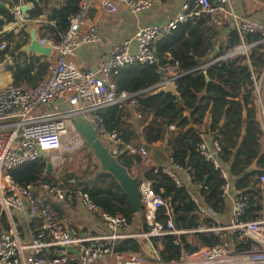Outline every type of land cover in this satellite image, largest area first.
Segmentation results:
<instances>
[{"label":"built area","instance_id":"obj_1","mask_svg":"<svg viewBox=\"0 0 264 264\" xmlns=\"http://www.w3.org/2000/svg\"><path fill=\"white\" fill-rule=\"evenodd\" d=\"M11 2V11L15 16L14 29L19 26L23 31L28 22L36 21L30 20L23 12L21 0ZM155 4L156 0H82L79 12L72 17L69 29L60 34L59 40L40 38L41 43L51 49V63L43 78L32 86H18L14 70L7 63H0L1 209L10 219L13 212L23 215L31 212L42 215L45 221L51 223L59 219L51 201L79 204L88 211L100 214L108 228L106 235L81 236L57 227L51 229V241L24 244L16 228L11 226L9 230H0V264H264V209L260 218L244 220L250 198L243 190L237 189L232 173L224 169L221 156L226 148L219 140L204 138L200 153L221 171L226 182L222 190L226 207L231 212L229 224L222 223L226 219L224 214L207 208L190 189L187 194L184 193V185L174 171L153 168L155 174L167 181V186L159 191L146 172L138 174L143 213L149 230L139 233L137 237L147 243L158 240L163 247L166 239H172L181 247L182 256L169 263L161 260L160 252L152 261L142 254L117 252L115 245L127 238L124 231L129 219L101 211L87 190L65 186L63 181L58 184L46 181V178H54L58 170L68 166L66 153L86 147L73 122L76 117L90 120L99 138L114 155L134 158L144 153L143 147L127 143L119 133L110 132L99 112L108 106L126 108L128 103L131 106L137 103L138 94L119 93L113 80L123 69L155 65L162 73L163 81L154 89L179 78L176 67L170 63L162 64L155 54L153 44L159 38L171 34L179 26H189L202 16L209 15L220 27L231 24L242 40L223 59L238 56L249 58L257 46L264 50V24L253 19L241 20L231 0H195L184 3L172 19L143 27L133 38L105 50L97 57L92 69L81 70L73 62L72 58L80 48L101 42L98 12L139 15ZM249 33L258 35L260 39L248 43L246 35ZM14 36L13 32H8L0 43V52L16 48L12 40ZM13 44L15 46L12 47ZM250 71L254 81L257 116L264 125V67L257 72L250 65ZM66 102L70 103V109L66 112H38L43 105L56 107ZM138 118H141V114ZM37 158L47 159V167L42 178L33 185H21L8 172L10 168ZM49 164L52 169H49ZM174 167L182 169L176 164ZM193 180L194 173H188V183ZM257 182L264 196V171L257 177ZM160 216L165 218L161 219ZM210 234L219 238L216 245L202 243V238ZM71 246L81 255L70 253L68 247Z\"/></svg>","mask_w":264,"mask_h":264},{"label":"trees","instance_id":"obj_2","mask_svg":"<svg viewBox=\"0 0 264 264\" xmlns=\"http://www.w3.org/2000/svg\"><path fill=\"white\" fill-rule=\"evenodd\" d=\"M81 1L65 0L61 8L53 10L51 19L54 25L49 30L52 40H59V35L69 29L72 17L79 12ZM50 2L51 0L36 2V7L28 13L30 20L38 18V8L43 4L48 6ZM0 15L5 18V21L0 19V31L5 22L15 21L14 14L6 7H0ZM225 34L227 37L218 48V41ZM46 35L47 33L44 36ZM5 38V35L0 37V43ZM259 39L258 35L252 33L246 35L248 43ZM29 41L30 34L26 29L16 48L0 52V61H4L7 56L16 60L14 74L18 86L22 87L32 86L38 71L43 67V64L38 65L39 58L28 56L22 51ZM241 43L240 35L231 24L220 27L209 15L202 16L189 26H179L171 34L156 40L153 48L162 64L170 63L176 67L179 78L175 80V84L181 102L178 103L171 93H156L157 89L154 87L163 81V75L155 65L144 64L121 70L114 78L119 93L126 91L138 94L137 103L127 105L129 113L126 108L115 105L99 112L110 132L119 133L127 143L146 149L148 147L147 150L156 155L162 166L176 164L183 171L194 173L193 182L188 184L183 172L178 170V176L184 183L182 191L187 194L190 189L207 208L219 214H226L228 210L222 190L226 182L221 171L201 155L200 146L204 138L219 140L227 148L238 137L245 119L248 122L247 134L240 150L247 153L260 151L264 154V131L257 118L254 81L250 71V65L255 71H262L264 50L257 46L249 58L238 56L223 59ZM21 57L25 59L23 67L20 66ZM135 114H141V119ZM208 115L210 119L204 123ZM158 142H162L163 146L156 147ZM119 160L132 173V159L119 156ZM46 167L47 159L37 158L10 168L8 172L18 183L29 186L42 178ZM99 169L98 160H92L91 157L87 169L81 173L64 175L61 179L65 186L75 185L76 189L81 187L87 190L101 211L125 216L129 219V224L133 223L137 215L132 211L129 198L111 174L98 173ZM146 174L155 182L156 190L167 186V181L153 170ZM73 180L76 184L72 183ZM46 181L59 183L57 178H46ZM257 183L252 175H241L237 179V189L243 190L250 198L244 220H256L263 214L264 196ZM146 222L143 224V232L149 230ZM11 225L9 215L0 207V230H9ZM218 242L219 238L214 234L202 238V243L206 245H216ZM115 250L145 255L148 246L142 238L129 237L119 241ZM160 256L169 263L179 260L182 251L172 239H166Z\"/></svg>","mask_w":264,"mask_h":264},{"label":"crops","instance_id":"obj_3","mask_svg":"<svg viewBox=\"0 0 264 264\" xmlns=\"http://www.w3.org/2000/svg\"><path fill=\"white\" fill-rule=\"evenodd\" d=\"M39 1L40 0H21L22 5L24 7H28V11L26 12L27 16L28 13L36 7L35 5L36 2ZM192 1L193 0H156V4L153 8L139 15H131L127 12H119L115 14H107L101 11L98 12V16H99L98 32L101 35L102 40L97 44H87L82 48H80L76 52V55L72 58L73 62L81 70L92 69L95 65V61L97 57L101 55L105 50H108L109 48L113 47L114 45L124 40L133 38L138 32V30L143 27L160 24L172 19L177 15L180 7L184 3L186 2L191 3ZM11 3H12L11 0H0V7H6L11 10L10 7ZM64 3L65 0H51L48 6L43 4L40 8H38L40 12V16L35 19L37 22L36 21L28 22L26 24V27L24 28V30L26 29L28 30L30 34V38H31V32L35 31L39 38H47L51 40L53 39L52 38L53 36L50 32L51 27L54 25V22L51 19L52 17L51 13L53 12V10L61 8L64 5ZM231 4L241 20L253 19L264 24V0H231ZM0 19L5 21V18L2 15H0ZM13 23L15 22L12 23L5 22L3 24L2 31H0V37H3V35L7 37L8 32H13L15 36L12 37V40H14L15 44L17 45V43L20 42V39L22 37V32L24 30L22 31L23 28H20L19 26H16L14 29ZM46 33L47 35L44 36ZM222 37L223 39H225L227 37V34L223 35ZM13 46L15 45L13 44L12 47ZM26 55L28 54L26 53ZM30 55L35 56L34 54H30ZM37 58H39L38 65L43 64V67L38 71L35 83H38L43 78L48 65L51 63V60L49 58H44V57H37ZM8 59H10V62ZM5 60H7L8 63L7 62L6 63L10 65L9 67L15 71L17 68L16 60H14L10 56H7ZM24 65H25V59L21 57L20 66L23 67ZM114 78L115 76L113 77V80L115 81ZM58 107L59 106L42 107L41 108L42 111L39 113L59 111ZM127 107L126 109L128 110L129 113V108ZM135 115L138 117L139 114H135ZM257 118L260 121L261 125L264 126L260 118L258 116ZM209 119L210 116L208 115L204 120V123H207ZM247 124H248L247 120L244 119L242 126L239 130L238 137L229 144V146L226 148L225 153L221 156V159L223 161V167L224 169L232 173L233 182L235 186L239 176L252 175L254 179L257 180V177L260 175V173L264 171L263 152L254 151L252 153H247L240 150V147L246 138ZM155 146L162 147L163 143L158 142L157 144H155ZM82 148L84 150H89L87 147H82ZM143 149H144V153H142L141 156L134 158H131L132 156L129 157L132 159L133 162L132 170H131L132 175H138L141 172L145 173L147 171H152L153 168L159 167L174 171L177 176H178V170H180L183 172L187 181V175L188 173H191L190 171L187 170L183 171V168L176 169L174 165L164 167L160 164L158 158L153 152L151 151L149 152L144 147ZM90 154L93 155L92 151H90ZM86 165L87 163L84 164L83 168H85ZM67 168L68 166L58 170L54 176L56 177L58 174L61 175V177L57 176L56 178L59 181H63L61 179L62 176L71 174V172H66ZM72 183L76 184V181L73 180ZM75 187H76L75 185L72 186V188ZM77 189L80 188L77 187ZM51 202L54 203L56 212L59 217L58 221H52L53 223L52 222L49 223L45 221V218L37 213L28 212L26 215H23L17 212H13L11 214V219H12V221L10 219L12 224L11 226H14L16 228L17 233L24 244H29V243L36 244V243H41V242L44 243L51 241V232H52L51 229H55L57 227H61L64 231L76 232L81 236L83 235L101 236L108 234L107 225L100 214L88 211L79 204L57 203L54 201ZM136 215L137 216L135 217L133 223L129 224L124 231V234L127 235V238L129 237L138 238L137 235L143 232V224L146 221L145 214L142 211ZM224 215L226 219L223 220L222 223L229 224L231 218L230 210L228 209L226 214ZM147 246H148V252L144 256L150 261L155 260L156 253H159L161 251L160 249H162L163 247L162 243L160 244L158 240H154L153 243H147Z\"/></svg>","mask_w":264,"mask_h":264},{"label":"water","instance_id":"obj_4","mask_svg":"<svg viewBox=\"0 0 264 264\" xmlns=\"http://www.w3.org/2000/svg\"><path fill=\"white\" fill-rule=\"evenodd\" d=\"M22 10L24 13H26L28 11V7H23ZM222 41L223 37H220L217 46L218 48L220 47ZM22 51L28 55L34 54L37 57H51L50 47L44 46L41 43L40 38L35 31L31 32L30 42L23 46ZM160 92L171 93L174 95L178 103L181 102V96L179 95L177 86L174 82L157 89L156 93ZM69 109V102H66L58 107L60 112H66ZM73 122L84 139V145L90 151H92L93 155L100 164L98 173L107 172L111 174L129 198L133 213L138 214L142 212L144 209V204L140 195V177L138 175H132L130 170L120 162L119 156L114 155L110 148L102 142L93 123L90 120L83 117H76L74 118ZM49 169H52L51 164H49ZM68 251L73 254L81 255V252H79L74 246L68 247Z\"/></svg>","mask_w":264,"mask_h":264},{"label":"rangeland","instance_id":"obj_5","mask_svg":"<svg viewBox=\"0 0 264 264\" xmlns=\"http://www.w3.org/2000/svg\"><path fill=\"white\" fill-rule=\"evenodd\" d=\"M13 49H11V50H13ZM8 60L10 62V59H8ZM6 62H7V60L0 61V63H2V64H6ZM6 65H8V64H6ZM42 107H48V106H45V105L41 106L39 108L38 112L42 111L41 110ZM65 157H67L69 159L68 168H67L66 172H71V173H73V172L81 173L83 170L87 169L91 157H92V160L95 158V156H92V154H90L89 150H84L82 147H79V149L74 150V152L66 153ZM86 163H87V165L85 166V168H83L84 164H86ZM57 176L61 177V175H59V174ZM56 177L54 176V178H56ZM79 188H81V187H79ZM145 220H146V218H145Z\"/></svg>","mask_w":264,"mask_h":264}]
</instances>
